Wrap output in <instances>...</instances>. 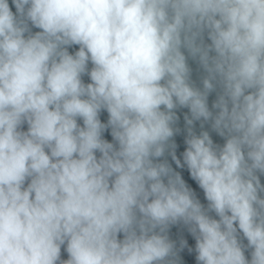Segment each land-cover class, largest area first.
I'll return each mask as SVG.
<instances>
[{"label":"clouds","instance_id":"9594fccd","mask_svg":"<svg viewBox=\"0 0 264 264\" xmlns=\"http://www.w3.org/2000/svg\"><path fill=\"white\" fill-rule=\"evenodd\" d=\"M0 264H264V0H0Z\"/></svg>","mask_w":264,"mask_h":264},{"label":"water","instance_id":"95a60500","mask_svg":"<svg viewBox=\"0 0 264 264\" xmlns=\"http://www.w3.org/2000/svg\"><path fill=\"white\" fill-rule=\"evenodd\" d=\"M186 175V174H185Z\"/></svg>","mask_w":264,"mask_h":264}]
</instances>
